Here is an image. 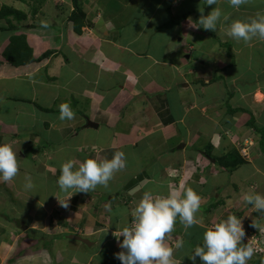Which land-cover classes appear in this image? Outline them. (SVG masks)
<instances>
[{
    "label": "crops",
    "instance_id": "0c3cea01",
    "mask_svg": "<svg viewBox=\"0 0 264 264\" xmlns=\"http://www.w3.org/2000/svg\"><path fill=\"white\" fill-rule=\"evenodd\" d=\"M60 1L62 3H58L59 0H0V37L4 36L2 34H11L9 37L14 38L12 40L6 38L0 45V143L10 144L19 159V173L15 179L8 183H0V230L2 231L0 264H120V261L114 258V254L122 249L119 248L113 233L123 226L131 225L133 218L131 208H135L145 192L153 193L160 187L164 191L161 196H167L173 188L172 182L178 185L180 192H183L185 187H190L204 199L205 194L210 195L208 203L210 205L206 207L204 213H197V223L192 228L182 233L183 230L185 231L183 225L176 224L174 230L177 232H172L176 235V239H171L172 236L169 234L166 237L167 245L175 250V264H193L190 259L193 254L191 252L198 246L196 243L202 241L207 226L211 227L215 221L220 223L229 215L234 214L241 219L245 224L243 229L264 228V211H257L243 199L245 194H264V148H261L263 138L260 135L255 144L253 138L249 137L250 133L242 130V127L248 125L246 121L248 116H244L247 109L232 107L229 114L227 111L228 116L219 117V121L215 120L217 117L215 106L218 105L215 90L220 94L223 91L226 95L228 92L226 89L231 82L237 79L242 83V80H245L241 76L246 70H242L237 76H226L228 70L240 68L235 64L237 56L233 55L230 40L225 35V26L234 21L230 20L229 16L233 13L236 15V20H243L244 14L254 16L258 12L264 13V0H248L239 9L231 8L227 0H218L216 7H220L227 17V20L222 17L219 29L217 28L218 33L224 37L218 36L222 37V44L218 45L215 41L212 48L206 49L205 52L202 50L206 56L204 62H200L202 64L191 62V57L194 56L195 60L196 52L192 51L189 34L186 37L185 34H181L184 40L179 39V36L175 38L174 26L177 24L164 28L167 32H169L168 28H172L168 34H165L167 32L161 34L160 30L163 27L160 30L153 28V22H156L154 16L158 13L164 14L167 22L171 21L173 12L167 0H156L154 5L156 10L148 19L142 21L139 27H135V20L130 17L126 20L121 17L115 20L116 16L112 14L110 16L113 17L109 18L110 22L106 19L103 25L95 16L89 15V18L79 19L82 21L80 33H76L75 24L67 18V14L74 12L73 2ZM118 20L121 24H125V21L132 22L118 30L116 27ZM36 22L38 24H33ZM110 25L114 26L116 31L111 29ZM148 28L150 31L146 33ZM86 29L87 32H83ZM134 29L136 32L132 35L125 33ZM205 35L202 43L206 44L210 37L207 33ZM193 36L196 38L197 35ZM9 40L12 42L11 46ZM5 48L9 50L6 54H4ZM70 50L77 51L79 57L91 62L86 63L87 67L82 63V66L76 69V71H88L90 81L86 82L82 76H78L72 83V79L68 77L66 88L68 86L72 89L73 94L69 91L70 95L78 100L76 99L73 110L75 118L61 121L59 110L49 108L51 103L56 105L54 94L58 92V89L56 92L52 90L54 87L50 80L53 77L50 76V71L53 69L51 56L58 55H56L58 61L54 60L53 64H55L54 68L60 67L66 57L72 56ZM166 51L167 56L171 55L174 58L166 59L169 57L162 56ZM212 51L215 52L211 53ZM99 52L102 53L103 58L98 54ZM94 54H98L102 59L92 57ZM183 54H185V62L181 63L179 59ZM215 54H218V58L211 56ZM223 55H226L230 61L223 65L224 69H220L221 65H219L215 69L218 70L217 73H211L210 81L200 79L202 84L194 71L207 69L208 67H205L208 64L215 66L217 61L226 63ZM238 63L244 62L238 61ZM255 64L264 66V58L256 59ZM59 76L54 78L56 83L61 79L66 80ZM258 77L254 74L246 81L247 84L239 86L235 84L234 90L230 91V98H233V101L237 98L239 102L249 103L253 108L258 107L259 99H256L253 90L245 91L260 87L258 81L261 79L259 80ZM220 79L224 80L219 82ZM261 83H264L263 79ZM251 94L250 100L246 99ZM249 115L253 116L251 112ZM205 118L210 123L214 119L213 128L207 129L204 133L214 139L212 146L216 151L219 150L217 145L221 142L218 140L219 135L225 137L233 135L232 140L236 147L231 152L236 151L237 159L234 155L229 160L223 158L224 166L217 165L218 168L220 167L219 170H222L218 176H215L213 169L218 162L222 165V156L217 158L218 156L214 154L213 157L217 158L216 162L205 151L204 154L202 151L193 156L186 150V147L196 144L202 136V129L194 133V128H190L187 124L190 120L203 121ZM221 120L224 121L222 125ZM87 121L96 124L97 128L86 127ZM216 124L221 128H217ZM100 128L106 133L100 134ZM232 128L239 131L238 135L237 132L227 133ZM247 137H249V145L246 157H243L238 155L240 150L238 146L241 147L243 139ZM179 145L180 148L177 149ZM155 150L161 155L162 164L157 163L147 169L142 168L140 162L144 154ZM117 151L125 153L126 167L114 173L108 187L97 186L89 193H72L69 207L63 209L58 200H63L64 194L57 186L61 165L70 159L75 161L77 166L79 162L88 158L97 161L110 160ZM227 153L231 155L230 152ZM205 154L211 159L208 167L204 164ZM188 155H191V158H188ZM239 161L243 163L239 164ZM233 162H237L238 166L230 171L225 165ZM245 166L251 169L248 175L243 173ZM197 168L205 171L200 172ZM173 171H178L177 175H171ZM223 172L226 173L224 176ZM26 176H31L35 184L32 192H22ZM226 179L236 183H233L232 192L221 196L223 190L220 191V187L225 185ZM198 182L201 185H196L199 184ZM238 183H245L249 187L246 188L248 191H243ZM100 194L107 196L109 194L108 199L119 195L117 204L121 203L120 199L122 200V206L115 208L110 221L106 223L104 220L107 218L102 217L99 220L89 218L84 212L76 214L78 206L83 208L84 202L88 204V197L95 206L99 198H102ZM153 194L155 195L156 192ZM129 199H132V202ZM50 202L55 203L58 211L62 209L64 215L56 220L55 226L65 229L62 233L60 230L55 231L56 234H61L57 242L64 247V253L60 261L54 262L51 261L52 249L47 248L49 244L40 240L48 239L45 233L33 229L28 222L35 211L39 209L44 211ZM36 204L41 205V208H36ZM95 211L94 214L99 215L97 209ZM209 211L215 213L211 215ZM103 214L101 216H104ZM72 216L80 220L75 218L76 222L79 220L77 224L75 223L76 227L67 228L72 222ZM47 219L51 221L49 217ZM23 226L26 232L23 233V237L17 238L15 228L22 229ZM96 233L100 237L97 241L87 237ZM71 234L88 239L93 244L88 247L81 242L70 240L67 236ZM120 239L122 241L123 238ZM67 240L80 244L72 245V248L65 242ZM32 245L35 249L38 248L36 246L46 249L30 252L28 248ZM94 247L97 250L94 251L92 249ZM18 248L24 251L22 255H16ZM195 264H202L198 257ZM248 264H264V259L262 256H253Z\"/></svg>",
    "mask_w": 264,
    "mask_h": 264
},
{
    "label": "rangeland",
    "instance_id": "374dc122",
    "mask_svg": "<svg viewBox=\"0 0 264 264\" xmlns=\"http://www.w3.org/2000/svg\"><path fill=\"white\" fill-rule=\"evenodd\" d=\"M63 1L66 2V0H63ZM73 1L76 2V6L78 5V9H80L81 12L83 11V15H84L83 19H85V17L89 18V15H90V17H91V15H93V17L95 16V18H97V21L99 20L100 22H102V24L105 22L106 19H107V22H108L110 20L109 18L113 17V16H110V15L114 14V16H116L115 20L120 18V17L122 19L126 20L127 18L130 17L131 19L135 20L134 21L135 22L134 24L136 25L135 27H137V26L139 27V26H141L140 24H142V21L148 19L150 17L149 15L156 10V8L154 6L156 4V0H73ZM102 1L104 2L103 5H102ZM167 2H168V6L169 7L171 6V10L173 12V14L171 16V19H172L171 20V25L174 26V25L177 24L176 26H174L175 38L177 36H179L178 37L179 39L182 38V40H184L183 36L181 34H185L184 35L185 37L189 34L191 36L190 41H192L190 43L193 46L192 47V51L196 52V58L194 60V56L191 57V62L195 61V63H197V64H202L200 62L201 61L204 62V60L206 59L205 58L206 56H205L204 53H202V50L205 52L206 49L212 48L213 42L215 43V41L217 42L218 45L222 44L221 43V39H222V37H224V36H222V35H220L218 33L219 32L218 30L216 32H212V31H207L206 32V30H204L202 28H197L199 26L196 24V22H198V20L201 17V15H205V16L208 15L213 10L212 8L214 7V5L213 6H207L206 5V0H167ZM58 3H62V2L59 0ZM100 5H101V7H100ZM104 6H106V7H104ZM57 7H59L58 4H57ZM191 10H193V11L187 17H185L181 22H178V23L174 22L175 20H177L175 18L179 17L184 12H186V11L188 12V11H191ZM74 12H75V10H74ZM74 12H71V14H67V18H70L71 21H72V17L74 15L73 14ZM120 12H122V13H120ZM68 13H69V11H68ZM77 13L78 14H76L77 16L75 17V21H78V17L80 15L78 10H77ZM154 17H155L154 21H156V22H153V28L155 30L156 29L160 30V28L163 27V29L160 30V32H162L161 34H164L165 32H167L166 30H164V28L170 27V26L167 25L168 22H167V20H165V15L162 14V13H158ZM250 17H255V15L251 16L250 14H244L243 20L246 21ZM167 18H169L168 15H167ZM235 18H236V15L231 13L230 16H229V19L230 20L231 19L232 20H236ZM90 19H92V18H90ZM120 22H121L120 20H118V22L116 21V27H118L117 28L118 30L122 29V26L127 25V24L131 23L132 21H128V22L125 21V24H123V23L121 24ZM33 24H38V23L36 22V23H33ZM96 24H97V22H96ZM83 25H84V22H83ZM222 26H224V25H222ZM226 26H225V28H226ZM110 27L112 29L114 26L110 25ZM217 28L219 29V24H218ZM168 29H169V32H167L165 34L170 33L171 30H172V28H168ZM113 30H115V29L113 28ZM187 30H189V32H187ZM149 31H150V29L148 28L146 30V33H148ZM198 31H204V32L203 33H199ZM83 32H87V29L84 30ZM135 32H136V29H134L131 32H125V33L127 35H132ZM206 33L209 34L210 40L208 41V43L205 44V43H202V42H203V38L206 37V35H205ZM95 34H97V31H95ZM201 34H202V36H201ZM2 35H4L3 36L4 38L0 37V39L3 38V39H1L2 42L0 43V45H2L4 43L3 40L8 38L9 35H11V34H2ZM98 35H100V33H98ZM98 35H97V37H98ZM193 35H197L196 38ZM218 36H222V37L219 38ZM9 39L12 40L14 38L13 37H9ZM229 40H230V44H231L232 53H233L234 56L235 55L237 56V62H236V59L234 58L235 59V64L237 66H239L240 68H238L239 70L238 69L237 70H234V69L228 70V73H226V76L227 75H228V77H232L233 75L237 76V75H239L242 72V70L243 71L246 70V72H242L243 75L241 76V77H244L243 79H245V80H242V83L240 82V80H237V79L234 80V82H231V83L228 82V83H230L229 84L230 86H229V88L226 89L228 91V92H226V95H224L223 91H222V94H220L218 91L215 90V99L217 101L216 104H218V105L215 106V108L217 110V117L215 118V120L217 119V121H219L218 120L219 117L228 116V114L232 110V107L233 108L237 107V108H240V109H243V110L247 109L248 111L244 112V116H248V119L246 120L248 125L246 127H242V130L243 131H247V133H250L249 137L253 138V140H254L253 142L255 144L257 143V140H259V137L261 135L262 138H263V145L261 146V148H264V100H263L264 99V83H261L262 79L264 81V66L255 64V60L256 59L258 60V58H260V59L264 58L263 57L264 56V42L256 40V39H254L253 41H251L249 43L236 42V41H234V40H232L230 38H229ZM11 44H12V42L9 40V45L11 46ZM136 45H137V43H136ZM216 47H217V45H216ZM8 52H9V50L6 49L4 54H6ZM71 52H72V56L66 57L65 60L62 62L61 66L60 67H56V68H54L55 64H53V63H54V60L58 61V58H57L58 55L57 54L53 55L52 52H50V54H52L51 57L53 58V62H52L53 69L50 71V76H53V77L50 78V80L52 82V86L54 87V89H52V90H54L56 92L57 89H58V92H56L54 94V98H55V100H57L56 105L51 103L50 106H49V108H51L53 110H59V106L61 104H64V103L70 104L72 110H75L76 99L77 98L72 96V95H70L69 91L73 94V90L72 89H69L68 86L66 88L67 79H69V78L72 79L71 82L74 83V78L75 77L82 76V79L86 80V82L90 81V77H88V73H89L88 71H78V70L76 71V69L78 67L80 68L82 66V63L84 65V67H87L86 63L90 64L91 62H87V60H85L84 58L82 59L81 57H79V53L76 54L77 51H75V52L71 51ZM214 52L212 51L211 53H214ZM157 53H158V50H157ZM98 54L101 55V57L103 58L102 53L99 52ZM98 54H94L92 57L99 58L101 60L102 58H100ZM47 55H49V53H47ZM90 56H89V58H90ZM162 56L169 57V58H166V59L174 58V57H171V55L167 56V51ZM211 56L213 58H218L217 57L218 54L211 55ZM180 57H179L180 58L179 60L181 61V63L185 62V54L181 55ZM222 57L224 59H226V61H227L226 63H222L221 61L220 62H218V61L216 62V60H215V62H216L215 66H214V64L213 65L212 64H210V65L208 64L205 67V68L208 67L207 69H204V68L201 69V70H197L196 69L194 71V74L196 75L197 79H199L200 82H202L200 79L210 81V79L212 78L211 77L212 76L211 73L214 72L216 74L218 70H215V69H217L219 65H221L219 67L220 69H224L223 65L227 64L230 61V59L226 55L225 56L223 55ZM248 60L250 62H252L253 65H252V63L250 64V62H248ZM238 61L239 62L243 61L244 65L241 64V63H238ZM88 67L90 68V65ZM254 74H256L257 77L260 76V77H258L259 80L261 79V81H258V84H259L260 87L259 88H254V89L253 88L246 89L245 91L253 90V94L255 93L256 99H259V106L258 107L255 106L253 108L252 105H250L249 103H246V102L243 103L242 101L239 102V100L237 98H236L237 100L235 99L233 101V98L232 99L230 98V95H231L230 91L234 90V85L236 84V86H239V85L247 84L246 81L250 80V78H252V75H254ZM57 75H60V76L64 77L66 80L61 79L58 83H56V81H55L56 79H54V78L57 77ZM63 75H65V76H63ZM190 77L193 78L192 76H190ZM223 80L224 79H220L219 82L220 81L222 82ZM228 80H229V78H228ZM216 81H218V80H216ZM202 84H203V82H202ZM231 85H233V86H231ZM70 87H71V84H70ZM199 87L202 88L203 86H199ZM241 90H243V88ZM251 96H252V94L250 96H248L246 99L250 100ZM208 98L211 101V98L210 97H208ZM208 98H206L207 101H209ZM58 102H59V104H58ZM227 111H228V114H227ZM249 111L252 113V115H253L252 117H250V115H249L250 112ZM49 115H51V114H49ZM239 116H240V114H238V117ZM223 122L221 120L220 124L222 125ZM214 123H215L214 119H213L212 123H210V121L208 119H206V118L203 119V121H200L199 119L190 120V122L187 125L190 128H194L193 129L194 133H196V131H198V130L200 131V129H202V131H201L202 136L199 137V141L196 144H194L192 146H189V147H186L187 148L186 150L188 152H190V154H192L193 156L195 154H200L202 151H203V154H204V151H205V152H207V155H209L211 158H214L216 160V162H217V158H219V156H222V160H221L222 161L221 162L222 165L218 162V164L216 163V165H215V167L213 169V173H215V176H218L221 173L220 171H222L221 169L219 170L220 167L218 168V166L219 165L220 166H224L223 165L224 164L223 163V158H226V159L229 160L230 157L232 158V156L234 155V158L237 159V156H236L237 153H236V151H235V153H232L233 150L236 149V147H235V145L233 143V140H232L233 139L232 138L233 135H228L227 137H225L224 135H219L220 137L218 136V138H219L218 140L221 141L220 144L218 143V145H217L219 150H217V151L215 150V147L212 146L214 144V139H212V137L209 136V135H205V133H204V132H206L207 129L213 128L212 124H214ZM249 123H251V124H249ZM244 125H246V122L244 123ZM215 126L217 128L220 127V125H217V124ZM254 126L257 127L259 129V131L254 130ZM250 127H253V128H250ZM229 131H227V133H234V132L236 133L237 132V135L239 133L238 130H235L233 128H232V130H229ZM99 133L103 135V134L106 133V131L103 130V128H100ZM249 137H247V139H245V138L243 139V141H242L243 144L241 143L242 144L241 147H240V145L238 146L239 149H240V150H238L239 151L238 155H242L243 153H245L247 151V146L249 145V143H248V140H249L248 138ZM222 141H223V143L225 141H227V143L223 144ZM150 143H152V142H150ZM178 148H180V145L177 147V149ZM227 152H230L231 155H229ZM214 154L217 155L218 157L217 158H215L216 156L213 157ZM207 155L206 154L204 155L205 156L204 157V159H205L204 164H205L206 167H208V165H210L209 161H211V159H209L207 157ZM189 157L191 158V155H188V158ZM160 159H161V155L157 154L156 150L155 151H149L148 154H144V156L141 159L142 161L140 163H141L142 168L147 169V168H149L150 165H157V163L162 164V161H160ZM173 159H174V157H173ZM197 164L198 163H196V165ZM227 165L228 164H226L225 166H227ZM198 170L200 172L205 171V169H198ZM250 170L251 169H250L249 166H245V168L243 169V173L245 175H248ZM171 173H172L171 175L175 176V175H177L178 171L177 172L173 171ZM225 174L226 173L223 172V176ZM211 176H214V175H211ZM226 181L227 182L225 183V185L220 187V191L223 190L222 193H221V196H223V194L226 195L228 192H232L231 188L236 183V182H230V180H227V179H226ZM172 183H173L172 184L173 188H172L171 192L172 191H178V185L176 183H174V182H172ZM196 185H201V184L199 183V184H196ZM238 186L243 191L247 190L246 188H249L245 183H238ZM154 191L156 192L155 195H160L161 196V193H164V191H162V188H160V187L156 188ZM154 191H153V193H155ZM205 191L208 193L206 188H205ZM22 192H26V191L23 190V187H22ZM179 192H180V190H179ZM105 195L100 194V196H102V198H99V201L97 202V204L95 206L93 204L92 199H90V197H88V204H85V202H84L82 204L83 208L78 206L76 214L78 215L79 212H81V213L84 212V214H87L89 216V218L92 217L94 219L96 218L97 220L102 219V218L103 219L107 218V219L104 220L107 223V221H110L109 220L110 216L115 211V208L122 206V200L120 199L119 202H121V203L117 204L116 200L119 198V195L116 196L115 198H109V199H108L109 194H108V196H107V194H105ZM200 195L201 194H199V196ZM205 195H206L205 199L200 196L201 197V208H200V211L198 213H204V210L206 209V207L208 205H210V204H208L210 202V197H209L210 195H208V194H205ZM34 196H35V193H34ZM93 196L95 198V195H93ZM94 198H93V200H94ZM131 200L129 199L130 202H132ZM69 202L70 201H68V204H69ZM19 203H20V200H19ZM53 203L54 202H52V203L50 202V205H48V208H46L44 211H42L41 209H39V211H35L32 214L31 218L28 219V222H29L30 226H33V229L35 228V229H38L40 231H43L45 233L46 237L48 238V239H43L42 238L40 240L44 241L45 244L46 243L49 244L48 247H47L48 249H50V248L52 249V252H53V255H52L53 259L51 260L52 262L60 261V258H61V256L64 253V247L62 245L58 244L57 240L61 236L60 233H62V231L65 230V229H62L61 227H56L55 226L56 220L59 217H63L64 215L61 212L62 209H61V211H58L57 206L55 205V203L53 205ZM229 204H230V202H229ZM36 208H41V205L36 204ZM62 208L64 209V207H62ZM96 209H97L99 215L98 214H96V215L94 214V212H96L95 211ZM131 209H134V207L131 208ZM224 211H226V210H224ZM20 213H22V212L20 211ZM102 213H104L103 214L104 216H101ZM212 213L214 214L215 212H212ZM212 213H211V215H212ZM211 215H209V216L211 217ZM48 217L51 220L50 222L47 219ZM75 218H78V217H73V216L71 217V221L72 222H71L70 225H67V228L68 227H70V228L71 227L72 228L76 227L75 223L77 224L78 221L80 220V218H78L79 220H77V222H76ZM132 220H133V218H132ZM214 220H216V219H214ZM218 223L219 222L215 221L214 224H212L211 227L207 226V230L209 228L214 227ZM176 224H180V223L177 222ZM244 225L245 224L242 223L243 227H245ZM25 230L26 229H19V228L16 227L14 232H15V234L16 233L18 234L17 238H18V236L23 237V233L26 232ZM56 230H60V233L58 232L59 234H56L57 233V232L55 233ZM173 231H176V230H173ZM1 232L2 231L0 230V234H1ZM185 232L186 231H184V230L182 231V233H185ZM82 234H85V233L82 232ZM169 235L172 236L171 239H174L175 236H176L173 233H170ZM87 237L88 238L90 237V239L94 240V241H97L100 238L97 233L96 234H91V235H89ZM181 238L185 239L182 236H181ZM179 240H180V242H182L181 239H179ZM65 242L69 243L70 247H72V248H73L72 245H76L77 246L78 244H80L78 242L70 241V240H67ZM201 244H202L201 240H199V243H196V245H201ZM36 247H38V248L35 249L34 245H32L28 249H29L30 252H33V250H39L40 249L41 251H43V250L46 249V247H45V249L42 248V247H39V246H36ZM92 249L94 251L97 250L96 247H94ZM98 249H99V247H98ZM17 250L16 251L18 252V254H16L15 251H14V255L15 254L16 255H22L24 253V251L20 250L19 248ZM44 254H45V252H44ZM91 256H93V255H91ZM262 259H264V256H262ZM259 261H261V260H259Z\"/></svg>",
    "mask_w": 264,
    "mask_h": 264
},
{
    "label": "clouds",
    "instance_id": "9594fccd",
    "mask_svg": "<svg viewBox=\"0 0 264 264\" xmlns=\"http://www.w3.org/2000/svg\"><path fill=\"white\" fill-rule=\"evenodd\" d=\"M248 0H227L233 9H239ZM218 0H206L207 6H213L208 15H201L197 28L217 31L224 16L223 10L216 7ZM187 17V16H186ZM226 37L249 43L254 39L264 42V13L258 12L248 20H234L225 28ZM75 118L70 104L59 106L61 121ZM246 157V152L242 154ZM126 167L125 153L117 151L112 159L97 161L88 158L77 163L67 160L61 165V175L57 180L59 191L64 194L59 204L68 208L72 193H89L97 186L108 187L114 173ZM19 173L17 152L8 143H0V183H8ZM35 184L31 176L25 177L24 191H32ZM244 202L257 211H264V194H245ZM201 208V197L190 187L183 192L172 191L167 196L145 192L136 204L131 215L130 226H123L113 233L122 251L114 254L120 264H175L174 249L166 243V237L172 233L177 220L185 231L197 223V213ZM123 238L122 241L120 238ZM190 259L195 264L198 257L202 264H248L253 256H264V228L243 229L241 219L234 214L209 228L203 233L202 244L191 252Z\"/></svg>",
    "mask_w": 264,
    "mask_h": 264
},
{
    "label": "trees",
    "instance_id": "16d2710c",
    "mask_svg": "<svg viewBox=\"0 0 264 264\" xmlns=\"http://www.w3.org/2000/svg\"><path fill=\"white\" fill-rule=\"evenodd\" d=\"M72 2H73V4H74V10H75V12L73 13L74 15H73V17H72V21H73V23L75 24V26H74V30L76 31V33H80V31H81V27H82V21L81 20H79V19H81L82 17H84V15H83V12H81V10L80 9H78V5L76 6V2H74L73 0H72ZM77 10H78V12L80 13V15H79V17H78V21H75V17L77 16L76 14H78L77 13ZM193 10H191V11H189V12H184L183 14H181L179 17H177V18H175V19H177V20H175L174 22H181L189 13H191ZM172 20V19H171ZM168 26H171V21L170 22H168V24H167ZM249 124H251V123H249ZM253 128V127H252ZM254 129L255 130H258V128L257 127H255L254 126ZM262 145H263V142H262ZM243 163V162H242ZM242 163H240V161H239V164H242ZM237 166H238V164H237V162H233V163H229L227 166H226V168L227 169H229L230 171L231 170H234L235 168H237Z\"/></svg>",
    "mask_w": 264,
    "mask_h": 264
},
{
    "label": "water",
    "instance_id": "95a60500",
    "mask_svg": "<svg viewBox=\"0 0 264 264\" xmlns=\"http://www.w3.org/2000/svg\"><path fill=\"white\" fill-rule=\"evenodd\" d=\"M86 127L97 128V125L87 121L86 122ZM22 229H26V228L23 226ZM67 238L70 239V240H75V241L81 242V243L85 244L88 247H90L93 244L88 239L81 238V237L73 235V234L68 235Z\"/></svg>",
    "mask_w": 264,
    "mask_h": 264
}]
</instances>
